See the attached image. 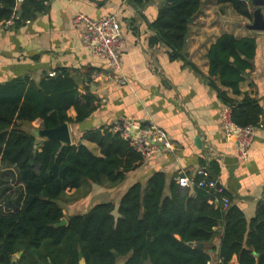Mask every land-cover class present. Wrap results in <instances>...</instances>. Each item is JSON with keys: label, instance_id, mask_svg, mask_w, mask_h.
Here are the masks:
<instances>
[{"label": "trees", "instance_id": "trees-1", "mask_svg": "<svg viewBox=\"0 0 264 264\" xmlns=\"http://www.w3.org/2000/svg\"><path fill=\"white\" fill-rule=\"evenodd\" d=\"M46 1L23 0L16 9L15 0H0V25L12 21L18 27L34 19ZM131 1L141 5L151 0ZM201 1L167 0L151 23L156 33L152 42L164 43L172 59L186 60L189 20ZM217 2L249 15L239 0ZM255 48L254 38L220 36L208 51L209 76L239 95ZM221 95L236 125L260 123L258 100L244 95L234 101L225 92ZM96 103L90 91L79 93L67 73L47 75L38 82L23 76L0 83V264H11L19 252L16 264H79V252L85 264H118L121 259L123 264H210L205 247L218 236V228L222 260L218 264H229L233 255L238 264H264V206L248 220L237 206L222 207V196L230 201L226 191L217 194L196 186L200 176L192 187H181L175 181L167 185L165 175L158 172L145 185L131 186L117 205L99 203L65 218L63 201L86 196L92 185L118 186L138 168L141 156L111 127L82 135V140L97 146L99 155L82 144L40 141L32 128L26 129L36 121H41V129L83 122ZM72 108L75 119L68 116ZM202 167L209 178L218 175L215 162ZM63 218L67 224L56 226Z\"/></svg>", "mask_w": 264, "mask_h": 264}, {"label": "crops", "instance_id": "crops-1", "mask_svg": "<svg viewBox=\"0 0 264 264\" xmlns=\"http://www.w3.org/2000/svg\"><path fill=\"white\" fill-rule=\"evenodd\" d=\"M166 1L136 5L131 0H47L44 10L34 19L18 27L0 25V83L23 76L38 82L49 73H67L80 94L88 90L97 98L96 109L89 118L67 124L70 145L82 144L97 155V146L82 140V135L111 127L121 117L142 126H157L167 134L169 143L152 158L142 160L121 184L113 188L92 185L86 196L72 201L76 210L86 207L81 214L99 203L117 205L131 186L145 185L155 173H163L169 185L181 176L194 180L198 169L215 162L219 168L216 179L230 196V203L251 220L264 206V31L249 29L257 7L251 0L243 2L249 14L246 16L231 4L202 0L189 24L186 60H181L172 59L164 43L152 42L156 33L151 23ZM77 14L91 19L116 17L122 41L118 72L86 52L81 40L82 27L74 22ZM224 34L239 39L251 37L256 43L252 66L244 73L239 95L219 86L218 79L209 76L208 51ZM93 71H101L105 77L91 82ZM221 92L234 101L248 95L261 105V127L255 130L247 160L239 158L236 142L225 138ZM68 116L75 119L73 108ZM40 124L36 121L26 130L33 129L34 134L41 130ZM217 231L218 236L205 247L210 264L222 261L221 229ZM123 262L121 259L118 264ZM229 264H238L235 255Z\"/></svg>", "mask_w": 264, "mask_h": 264}, {"label": "built area", "instance_id": "built-area-1", "mask_svg": "<svg viewBox=\"0 0 264 264\" xmlns=\"http://www.w3.org/2000/svg\"><path fill=\"white\" fill-rule=\"evenodd\" d=\"M247 2L249 0H239ZM23 0H15V8L18 9ZM74 22L82 27V45L86 52L95 58L106 63L108 68L113 72L121 69L120 49L122 47L121 28L115 16H104L100 19H91L83 14H77ZM12 25V21L6 23ZM55 73H49L53 77ZM105 75L101 71H93L90 75V81H99ZM222 130L225 138L235 141L238 148V155L241 160L249 159V148L255 136L257 126L240 127L232 120L231 109L227 106L221 111ZM111 131L118 133L125 140L129 147L141 156L142 160H147L155 156L168 144V136L157 126H142L139 123L129 121L121 117L112 126ZM196 176L202 177L196 186L208 187L214 189L217 194H223L225 189L219 184L216 178H209V173L205 167H201L195 173ZM175 182L181 187H191L194 185L193 180L187 176L177 177ZM221 204L227 208L230 201L227 197L222 196Z\"/></svg>", "mask_w": 264, "mask_h": 264}, {"label": "water", "instance_id": "water-1", "mask_svg": "<svg viewBox=\"0 0 264 264\" xmlns=\"http://www.w3.org/2000/svg\"><path fill=\"white\" fill-rule=\"evenodd\" d=\"M252 5L256 6L254 13L252 14L253 22L249 26L250 30L254 31H264V0H251ZM193 22V17L189 20V24ZM34 136L40 138L42 140H58L63 144L70 145V133L69 127L67 124H63L54 129H41L39 131L34 132ZM67 224V220L63 218L56 226H63ZM192 245V244H190ZM199 247H203L202 244L198 245ZM22 252H19L16 256L17 258L21 257ZM117 255V254H115ZM79 264H85L82 255L79 252ZM11 264H16V259L12 261Z\"/></svg>", "mask_w": 264, "mask_h": 264}, {"label": "rangeland", "instance_id": "rangeland-1", "mask_svg": "<svg viewBox=\"0 0 264 264\" xmlns=\"http://www.w3.org/2000/svg\"><path fill=\"white\" fill-rule=\"evenodd\" d=\"M75 203H72V200L67 199L62 202L64 212H65V218L69 217L71 214H81L82 211L86 210V207L82 209H75L74 207Z\"/></svg>", "mask_w": 264, "mask_h": 264}]
</instances>
